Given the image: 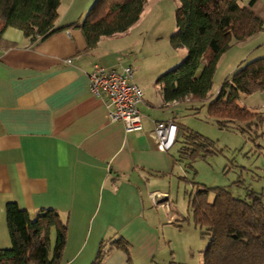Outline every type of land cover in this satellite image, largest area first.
I'll list each match as a JSON object with an SVG mask.
<instances>
[{"label": "crops", "instance_id": "obj_1", "mask_svg": "<svg viewBox=\"0 0 264 264\" xmlns=\"http://www.w3.org/2000/svg\"><path fill=\"white\" fill-rule=\"evenodd\" d=\"M90 1L60 0L56 26L62 28L44 40L32 42L14 27L0 36V248L11 245L5 206L13 201L31 217L52 209L65 223L59 264H91L100 249L105 253L99 264H137L135 253L142 260L155 258L166 222L160 207L172 208L168 197L179 161L172 151L175 143L160 151L153 128L156 121L179 124L180 101L165 102L156 84L168 66L139 74L147 54L133 26L146 6L127 31L102 36L87 48L81 29L69 25L80 22ZM253 8L262 14L263 28L247 41L257 42L249 51L260 57L264 0H254ZM94 63L135 68L133 81L143 91L141 130L126 132L110 120L104 99L89 92ZM118 238L127 251L109 249Z\"/></svg>", "mask_w": 264, "mask_h": 264}, {"label": "trees", "instance_id": "obj_2", "mask_svg": "<svg viewBox=\"0 0 264 264\" xmlns=\"http://www.w3.org/2000/svg\"><path fill=\"white\" fill-rule=\"evenodd\" d=\"M177 1L169 43L174 48L185 47L186 54L179 64L161 73L156 84L165 102L206 100L220 56L234 43L244 42L262 30L263 16L254 10V0ZM59 4L60 0H0V36L5 28L14 27L32 42L44 40L62 28L56 26ZM144 4L145 0H97L84 20L69 26L79 27L87 48H92L102 36L127 31L139 19ZM262 90L264 56L234 70L210 100L208 112L221 127L231 123L239 129L263 126L260 134H264V113L237 102L240 94ZM176 125L178 160H186V166L192 168L198 156L212 151L210 142L181 123ZM213 190L211 201L205 187L197 186L188 194L194 223L202 237H207L202 264H264V190L248 189L246 198L234 197L224 187ZM5 213L11 245L0 248V264H59L66 225L54 210L40 209L31 217L12 201L6 203ZM51 229L55 242L49 253ZM114 247L128 250L120 238L110 241L109 249ZM103 253L105 250L100 249L91 264H99Z\"/></svg>", "mask_w": 264, "mask_h": 264}, {"label": "rangeland", "instance_id": "obj_3", "mask_svg": "<svg viewBox=\"0 0 264 264\" xmlns=\"http://www.w3.org/2000/svg\"><path fill=\"white\" fill-rule=\"evenodd\" d=\"M96 1L91 0L88 3L80 21L84 20ZM145 4V12L133 26V33L138 34L135 37L147 54H144L145 60L141 61L143 67L139 71L140 76L147 73L144 68L152 66L164 65L173 68L186 54L185 47L174 48L169 43L170 34L175 29L174 12L178 1L145 0ZM253 44L257 42L234 43L225 50L216 63L213 83L206 100L185 99L179 102L175 115L178 122L188 131L207 138L212 151L198 156L192 168L186 166V160L175 162L176 183L171 185L168 197L172 208L170 210L169 203L168 211L160 207L166 222L160 229L157 254L155 258L146 261L137 253H132L137 264H202V250L207 243V237L200 234V228L194 223L188 203V194L194 193L197 186L208 188L207 199L210 201L213 199L215 187H224L232 196L239 198H246L248 189L264 190V134H260L263 126H258L257 129L254 126L239 129L231 123L227 127H221L208 112V104L215 98L222 82L234 70L257 58L256 52L249 51ZM259 49H264V46ZM237 102L250 110L264 113V90L240 94ZM256 133L260 135L256 136ZM179 146L176 142L172 148L177 158ZM178 176H183V179ZM52 232L51 251L55 242L54 229ZM130 251L132 252L131 248Z\"/></svg>", "mask_w": 264, "mask_h": 264}, {"label": "built area", "instance_id": "obj_4", "mask_svg": "<svg viewBox=\"0 0 264 264\" xmlns=\"http://www.w3.org/2000/svg\"><path fill=\"white\" fill-rule=\"evenodd\" d=\"M134 70L132 65L116 70L94 63L88 73L89 92L104 99L110 120L120 122L126 132L142 128L139 104L142 102L143 91L133 81ZM176 133L177 125L174 121H156L153 128L156 147L160 151L170 149L175 143ZM152 199H156L155 193H152ZM163 206L168 209L167 203Z\"/></svg>", "mask_w": 264, "mask_h": 264}]
</instances>
